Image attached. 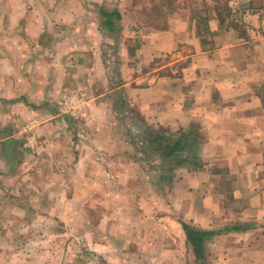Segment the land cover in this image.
Listing matches in <instances>:
<instances>
[{
    "label": "crops",
    "instance_id": "1",
    "mask_svg": "<svg viewBox=\"0 0 264 264\" xmlns=\"http://www.w3.org/2000/svg\"><path fill=\"white\" fill-rule=\"evenodd\" d=\"M151 1L0 0V228L59 226L85 195L86 235L103 228L92 243L106 249L140 198L160 197L170 217L217 232L209 264H264V0H156L158 24ZM101 9L120 14L116 36ZM132 113L196 129L200 165L159 185L133 159Z\"/></svg>",
    "mask_w": 264,
    "mask_h": 264
},
{
    "label": "rangeland",
    "instance_id": "2",
    "mask_svg": "<svg viewBox=\"0 0 264 264\" xmlns=\"http://www.w3.org/2000/svg\"><path fill=\"white\" fill-rule=\"evenodd\" d=\"M150 4L149 16L154 23L158 24L162 19L154 17L160 8L158 5L160 3L152 0ZM233 8L238 10L237 7L233 6ZM231 13L237 18L233 11ZM165 60L170 61V59ZM163 63L165 61L162 60L158 65ZM135 67L139 72H145L141 66L136 64ZM174 69L179 71L181 66L177 65ZM165 73L169 71L166 70ZM117 100L119 101V98ZM128 116L130 119L124 123L138 124L136 114L132 113ZM144 171L149 173L151 178L157 176L150 172L147 166H144ZM140 183L132 179L128 185L133 190H139ZM85 197L88 196L83 195L79 198L76 211L67 212V217L63 223H59V226L55 222L42 228L33 226L32 232L29 228L24 231L25 228L16 225L0 228L2 230L0 231V264H196L192 252L185 246L181 231L175 226L176 221L172 215L169 216L162 198L157 197L155 200L140 198L138 209L142 212L138 217L133 216L132 222L135 226L131 229L132 231L126 236L124 234L127 228L125 225L121 226L124 234L117 239L121 243L116 247L111 245L105 249L95 244V241H99L100 244L106 242L103 237L106 235L103 228L94 229L97 238L86 235L88 229L84 226L87 221L85 219V223L83 218L87 211L85 208L88 209V206L86 201L83 203ZM106 204L109 203L101 197L94 203L99 213L107 211ZM111 231H116V227H111ZM95 238L96 240L92 243ZM131 239L132 242L128 243ZM96 255L100 259L96 258ZM212 256L210 254V262ZM101 260H105L106 263Z\"/></svg>",
    "mask_w": 264,
    "mask_h": 264
},
{
    "label": "trees",
    "instance_id": "3",
    "mask_svg": "<svg viewBox=\"0 0 264 264\" xmlns=\"http://www.w3.org/2000/svg\"><path fill=\"white\" fill-rule=\"evenodd\" d=\"M101 14L105 18L104 27L109 33L116 36L120 31L118 25L121 19L120 14L117 11L106 9H101ZM136 118L139 133L129 135L130 142L134 147L133 159L143 166H147L150 172L155 173L159 185L170 183L175 170L182 166L198 167L200 165L194 157L196 144L200 137L196 129L187 133H173L148 126L142 122L140 117ZM174 219L175 226L179 228L184 237L186 248L193 254L194 262L209 264L206 243L208 239L217 235V232L199 230L177 218ZM233 229L239 230L240 228Z\"/></svg>",
    "mask_w": 264,
    "mask_h": 264
},
{
    "label": "built area",
    "instance_id": "4",
    "mask_svg": "<svg viewBox=\"0 0 264 264\" xmlns=\"http://www.w3.org/2000/svg\"><path fill=\"white\" fill-rule=\"evenodd\" d=\"M243 12H245L246 13V15L247 14H249L250 13V11H252V9H251V6L249 5V4H247V6H242L241 8H240ZM233 11V10H232ZM233 13H235L237 16L240 14V10L238 9V10H235V11H233ZM234 14V15H235ZM236 17V16H235Z\"/></svg>",
    "mask_w": 264,
    "mask_h": 264
}]
</instances>
